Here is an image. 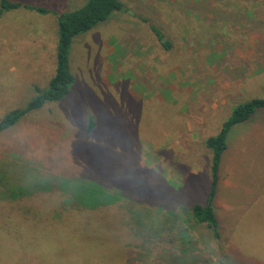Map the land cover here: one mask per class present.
Here are the masks:
<instances>
[{
	"label": "rangeland",
	"instance_id": "1",
	"mask_svg": "<svg viewBox=\"0 0 264 264\" xmlns=\"http://www.w3.org/2000/svg\"><path fill=\"white\" fill-rule=\"evenodd\" d=\"M16 1L57 12L86 2ZM121 1L73 38L67 95L0 132V264H264V108L229 134L212 202L218 239L198 224L187 229L193 242L141 236L127 210L141 195V207L153 209L206 203L204 140L235 105L264 97V0ZM201 14H241L240 29L224 21L200 29ZM230 37L235 43L226 45ZM56 42L53 13H1L0 115L22 106L33 84L47 85ZM90 115L95 127L87 132ZM100 171L135 188L130 200L78 208L40 178ZM17 183L26 193L18 201L10 198Z\"/></svg>",
	"mask_w": 264,
	"mask_h": 264
},
{
	"label": "trees",
	"instance_id": "2",
	"mask_svg": "<svg viewBox=\"0 0 264 264\" xmlns=\"http://www.w3.org/2000/svg\"><path fill=\"white\" fill-rule=\"evenodd\" d=\"M121 0H86V2L72 11L57 12L52 11L42 5H33L27 2L16 0H0V15L3 11L25 8L36 11L40 14L53 13L57 19V42L55 51V69L45 87L37 84L32 85L33 94L25 99L22 106L15 107L0 115V132L14 127L21 117L26 113L40 109L46 102L57 101L64 98L74 81L70 70L69 53L73 38L81 33H85L97 23L109 19L115 11L122 8ZM155 35L162 38L160 30L151 25ZM169 42L164 43L165 48H169ZM264 108V97H254L235 105L229 117L223 121L218 131L204 140L205 146L211 153V180L206 203H194L191 206L186 204L175 205L164 209L161 205L153 208L141 207V196H133V206L128 204L127 210L132 217V226L141 236L164 237L170 236L179 242H193L196 239L188 233V228H193L196 224L203 225L208 229L214 239H218V219L212 206L219 181L220 161L227 148V140L230 132L240 123L251 119L252 115ZM95 121L90 115L87 118V132L93 131ZM102 171L90 177L65 176L62 174L49 173L45 180L51 190L55 188L63 193L66 202L73 206L85 209H96L106 207L116 203L127 202L130 195L127 190H134L132 187H120V181L112 182L108 173ZM42 175V174H37ZM139 189V188H138ZM135 191V190H134ZM12 199L20 200L26 193L23 185L17 183L11 189ZM143 200V199H142ZM140 206V207H139ZM173 221V222H172ZM183 223L185 226L175 227L173 223ZM176 232L177 234H169ZM24 249V248H23Z\"/></svg>",
	"mask_w": 264,
	"mask_h": 264
},
{
	"label": "crops",
	"instance_id": "3",
	"mask_svg": "<svg viewBox=\"0 0 264 264\" xmlns=\"http://www.w3.org/2000/svg\"><path fill=\"white\" fill-rule=\"evenodd\" d=\"M122 2V1H121ZM123 3V2H122ZM190 16H191V14H189ZM201 15H204V17H202L201 16V22H200V29H202L203 28V30H204V28L205 27H208V25L210 24V25H217L218 27H220V25L221 24H223V22L222 21H224V22H227L230 26H227V27H237V29H240L239 28V26H240V23L238 22V20H239V16L238 15H241V14H230L231 16H229V17H227V18H225L223 15H225V14H208L209 16L208 17H206L207 16V14H201ZM244 16H245V23L246 24H251V19H248L247 18V16H246V14H243ZM239 24V25H238ZM234 33V32H233ZM233 33H231V34H233ZM224 40V39H223ZM225 42H226V45H227V42H229V44H231V43H235V37H230L229 39H228V41H226L225 40ZM167 49V48H166ZM236 50H238L237 48H236ZM159 64H160V50H159V48H158V66H159ZM250 66H249V70H252V64H249ZM213 67L212 68H215V64L214 65H212ZM258 67V66H257ZM257 67H255V71H253L252 70V73H256V72H260L261 70H259L258 71V68ZM260 67H262L261 65H260ZM257 68V69H256ZM157 98H159V97H157ZM158 238H161V239H168V240H165V242H173V240L172 239H174V237H170V236H164V237H158Z\"/></svg>",
	"mask_w": 264,
	"mask_h": 264
}]
</instances>
